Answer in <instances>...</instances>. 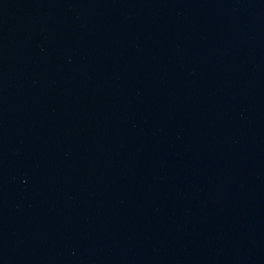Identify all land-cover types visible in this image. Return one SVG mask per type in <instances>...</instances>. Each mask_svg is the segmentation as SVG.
<instances>
[{
  "label": "water",
  "instance_id": "water-1",
  "mask_svg": "<svg viewBox=\"0 0 264 264\" xmlns=\"http://www.w3.org/2000/svg\"><path fill=\"white\" fill-rule=\"evenodd\" d=\"M0 127L264 165V0H0Z\"/></svg>",
  "mask_w": 264,
  "mask_h": 264
}]
</instances>
